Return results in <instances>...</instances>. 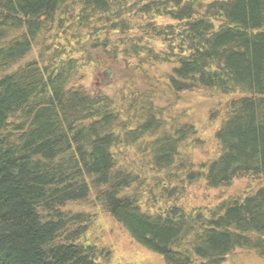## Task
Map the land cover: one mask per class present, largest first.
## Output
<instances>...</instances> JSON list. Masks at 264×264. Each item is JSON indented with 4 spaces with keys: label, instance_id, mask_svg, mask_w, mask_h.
Here are the masks:
<instances>
[{
    "label": "trees",
    "instance_id": "16d2710c",
    "mask_svg": "<svg viewBox=\"0 0 264 264\" xmlns=\"http://www.w3.org/2000/svg\"><path fill=\"white\" fill-rule=\"evenodd\" d=\"M88 67L119 85L87 87ZM187 92L218 122L206 162L193 122L167 113ZM127 146L160 175L133 171ZM146 178L159 198L249 186L209 210L150 213ZM99 212L165 264L236 249L264 264V0H0V264H103L86 238Z\"/></svg>",
    "mask_w": 264,
    "mask_h": 264
},
{
    "label": "rangeland",
    "instance_id": "374dc122",
    "mask_svg": "<svg viewBox=\"0 0 264 264\" xmlns=\"http://www.w3.org/2000/svg\"><path fill=\"white\" fill-rule=\"evenodd\" d=\"M157 23H173L175 21L169 17H160L156 19ZM135 31V30H134ZM138 35L137 33H131ZM157 47H153L155 51H166L167 43L161 40L156 41ZM124 57L119 55L118 60H123ZM136 58H133L134 60ZM153 61V60H150ZM170 69V65L167 63L156 64L152 66V72L157 75L164 74ZM110 70V74L107 77H103V72L105 70H97L91 67L84 69L85 72V84L87 87L107 85L110 80L116 79L115 83L111 84L112 87L119 85L120 77L122 74L113 72ZM164 101L169 104V100H175L172 96L169 98L164 95ZM206 98L201 96L200 93L187 92L182 93L177 104L171 107L167 111L170 119H174L176 116L181 121H192L197 130V136L201 139L200 145H197L194 150H192L191 156L196 163L206 162L212 158L215 149L217 148V143L213 139V133L218 126V122L207 120V110L204 103ZM170 107V105H168ZM143 143V142H142ZM143 147V145H141ZM144 148V147H143ZM123 157L128 162L134 164L133 171H143L144 174L151 177L156 174V171L149 167V163L145 162L144 154L145 151H139V148L134 147H120ZM156 175H160L156 174ZM153 180L150 178L144 179V196L141 200L142 209L154 213L165 210L169 206L176 205L188 213L193 212V210L204 209L209 210L217 206L219 202L230 198L236 194L242 193L249 182L247 180H235L229 187L209 189L205 183L201 180L192 183L185 184L178 191H166V197L162 196L159 198L160 192L156 185H154ZM254 184V183H252ZM151 191V194H149ZM177 195L178 197L174 199ZM174 199V200H172ZM93 227H91L87 233L86 238L93 240L96 245L102 247L103 259L100 258L103 264H165L163 259L143 247L136 241H134L129 234L116 222L112 221L107 215L99 212L96 220L94 221ZM107 259V261H106ZM220 264H263L252 252H248L244 249H236L230 254L225 256Z\"/></svg>",
    "mask_w": 264,
    "mask_h": 264
},
{
    "label": "water",
    "instance_id": "95a60500",
    "mask_svg": "<svg viewBox=\"0 0 264 264\" xmlns=\"http://www.w3.org/2000/svg\"><path fill=\"white\" fill-rule=\"evenodd\" d=\"M108 74H110V70L107 69L103 72V77H107Z\"/></svg>",
    "mask_w": 264,
    "mask_h": 264
}]
</instances>
